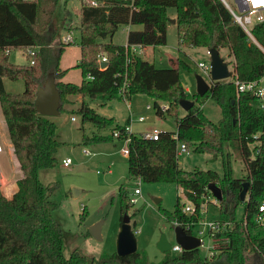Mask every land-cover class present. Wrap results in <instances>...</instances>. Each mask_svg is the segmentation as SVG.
Here are the masks:
<instances>
[{"label": "trees", "instance_id": "trees-1", "mask_svg": "<svg viewBox=\"0 0 264 264\" xmlns=\"http://www.w3.org/2000/svg\"><path fill=\"white\" fill-rule=\"evenodd\" d=\"M61 0H0V111L13 148L21 175L16 179L18 191L7 198L0 184V264H250L247 252L264 255V230L255 223L259 208L264 203V107L251 93L237 98L231 80L211 83V89L200 97H189L181 81V72L199 73L198 65L188 58L172 59L173 68L158 69L143 54L133 52L132 46L145 49L167 44V27L171 20L169 9L177 10L176 25L179 46L182 48L216 49L223 56L227 51L233 71L242 82L259 80L264 76V22L256 25L252 41L235 22L222 0H94L97 7L80 0L81 70L79 84L64 82L68 73L60 67L65 44L57 40L54 19ZM122 26H137L130 30L127 45H115L102 40L110 38ZM13 49H22L34 64L17 65L10 61ZM29 50L35 55L31 57ZM105 56L108 66L100 68V57ZM53 74L61 95L60 114L70 96L99 101L102 105L121 100L120 90L128 83L126 96L148 95L154 100L156 114L175 117L176 132L161 131L158 140L137 136L125 131L114 118L105 117L83 102L73 113L82 116L84 123H92L98 130L109 128L110 134L94 133L84 136L85 145L127 140L129 149L128 176L144 183H172L184 192L187 201L196 207L189 215L181 208L177 197L174 212L162 214L174 225L185 227L198 222L200 207L205 203L211 184L221 188L219 219L237 222L228 228L230 238L223 253L211 259L203 258L200 250L185 251L178 257L166 254L159 263L149 262L140 251L121 257L114 252L100 259L89 258L79 250L70 257L64 253V231L54 218L58 204L51 200L57 185L46 186L40 173L55 168L61 142L58 127L49 116L40 114L35 106L37 90ZM91 76L92 79H88ZM22 79V93L8 92L4 79ZM205 97L221 108L222 118L215 123L203 112ZM188 99L195 105L180 116V101ZM161 103V104H160ZM162 104L167 105L165 111ZM59 114V115H60ZM120 136L114 137L113 132ZM185 144L188 150L207 153L222 161L223 173L214 170L187 171L179 165L178 149ZM255 144L251 149V145ZM237 147L246 163L248 175L237 179L232 174L231 152ZM248 183L245 201L241 200L243 184ZM13 183L4 184L14 188ZM14 190V189H12ZM11 190V192H12ZM10 192V191H9ZM129 190L119 189L120 224L126 217L133 219L139 212H131ZM234 205V208L232 207ZM243 205L242 217L247 227L238 223L236 207ZM129 221V223H130ZM190 232H192L190 230Z\"/></svg>", "mask_w": 264, "mask_h": 264}, {"label": "rangeland", "instance_id": "rangeland-1", "mask_svg": "<svg viewBox=\"0 0 264 264\" xmlns=\"http://www.w3.org/2000/svg\"><path fill=\"white\" fill-rule=\"evenodd\" d=\"M225 1L231 9L238 11L235 0ZM81 7L82 2L80 0H61L54 19V26L58 33L57 40L59 41L60 38L69 33H72L74 39V43L65 46L60 67L68 70L63 81L75 84L82 81L81 70L77 67L81 59L80 33L77 30L81 20ZM168 12L171 20L176 18L177 10L175 8H170ZM129 31L127 26H122L112 39L107 38L102 41L112 42L115 45H125L128 42ZM206 50L204 48H181L177 25L170 21L167 27V44L147 48L143 52V56L147 61L154 63L158 69H171L173 68L172 59L181 55L195 65L210 64L211 58ZM223 56L230 70L233 71L228 52L224 51ZM9 57L10 61L17 65L30 64L31 60L28 61V56L22 49H13ZM198 71V74L211 84L210 79L199 67ZM230 79L231 77L227 80ZM181 81L189 97L197 93L196 73L182 71ZM4 85L6 90L11 93H22L25 90L22 79L10 80L5 78ZM73 99L80 100L77 96L69 97V100ZM86 100L97 113L108 118H114L121 125L127 124V119L130 116L129 125L132 128V133L137 136L152 132L155 129L169 132L177 131L175 117L170 115L159 117L156 114L154 100L148 95H134L127 103L121 99L122 101L116 100L107 106L99 105V101ZM202 102L201 107L204 114L213 122H219L222 118L219 105L208 97H205ZM147 105L151 106V110H147ZM71 110L72 106L65 104L60 115L50 117L57 124L58 139L61 142V147L56 155L58 164L55 168L40 173V179L44 185H57L56 189L51 192V200L59 206L54 212V218L61 224L64 231L65 256L70 257L72 252L77 249L83 255L98 260L105 254L116 252L121 229L119 189L121 186L127 187L130 197H133V191L139 183L142 193L138 196V202L133 204L130 210L131 212L139 210L138 214L130 221L135 232L138 251L144 254L149 262L153 263L161 262L166 254L172 257L180 256V252H161L158 243L162 236H166L171 245L176 244L175 226L162 214V210L174 212L178 196L181 198V208L184 209V205L188 203L184 192L172 183H144L140 179L130 180L128 158L124 155L127 140L85 145L83 136H92L94 133L110 134L111 130L107 128L100 131L92 123H84L82 116L73 113ZM183 113L185 111L181 108L179 115L181 116ZM140 116L144 117L145 121L139 122ZM72 117L76 121H73ZM0 124L3 123L0 121ZM2 129L1 125L0 182L4 186L6 182L12 184L21 175V172L15 156L7 144L8 142L5 143L6 138L7 140L9 138L7 133L5 134L7 131ZM254 146L255 144L251 145V149ZM227 150L231 152L233 176L237 179L246 178L248 171L240 150L237 147L227 148ZM85 151L91 153L88 155ZM66 158L72 160V164L68 168L63 165V160ZM179 165L187 171L199 169L223 173L220 158L214 159L210 154L197 153L194 150L181 154ZM218 205L208 204V219L218 218L220 211V205ZM232 207L234 208L233 204ZM235 211L236 218L242 219L243 205H238ZM96 224H100L101 239H96L90 233V229ZM200 252L204 256V252L202 250ZM246 254L250 264H264V255L259 256L251 252Z\"/></svg>", "mask_w": 264, "mask_h": 264}, {"label": "built area", "instance_id": "built-area-1", "mask_svg": "<svg viewBox=\"0 0 264 264\" xmlns=\"http://www.w3.org/2000/svg\"><path fill=\"white\" fill-rule=\"evenodd\" d=\"M25 1H32V0H25ZM133 1L134 0H131V2ZM235 1L238 6L237 12L231 9L225 0H222L224 5L227 7L229 12L233 16L235 22L238 23L244 29V31L247 33V35L252 41L257 43L253 37L252 30L256 25L264 22V0H235ZM86 2L87 4L94 6V7H97L99 5V3L94 0H87ZM61 42L65 45L74 43L72 33H69L67 36H63L61 38ZM132 50L133 52H136L138 54H143L145 48L142 47L141 45H136V46H132ZM261 50L264 53V48H261ZM28 54L31 57H33L35 55V52L33 50H29ZM101 63L108 64V60L105 56L100 57V68H101ZM30 64L31 65L34 64L33 59L30 60ZM198 67L202 70L204 74L207 75V77L210 79V82H211L210 64L205 65L201 63L198 65ZM101 69H104V68H101ZM88 79H92V77L89 76ZM230 80L235 85L237 98H239L240 95L243 93H251L259 99L261 107H264V76L260 78L259 80L242 82L238 78L237 74H235L234 71H231ZM127 87H128V83L124 82L120 90L121 99L125 101L126 103L128 101L127 96H126ZM161 106H162L163 111L167 109V105H161ZM147 110H151V106H147ZM72 120L74 121L75 118H72ZM143 121H145V118L140 116L139 122H143ZM125 131L128 133H131L130 128L128 126L126 127ZM160 132L161 131L155 129L152 132L146 133L142 136L146 138L158 140L160 136ZM113 136L119 137L120 132L114 131ZM127 142H129V139H127ZM1 151H2V148L0 145V152ZM188 151L189 150L187 149L186 145L181 144L178 149V154L180 156L181 154L187 153ZM85 153L89 155L91 152L85 151ZM124 155L126 156L129 155V149L127 146L124 150ZM71 164H72V160L70 158H66L63 160L64 167L68 168L71 166ZM140 186L141 184L139 183L138 187H136L133 191V197L131 198L132 204H136L139 200L138 196H140L142 193ZM210 203L218 205L219 201L215 199L213 195L207 196L205 199V203L202 204L200 207L201 216L198 222L186 225L185 227L182 226L187 231V233L199 239L200 246L198 250H202L204 252L203 258H206V259H211L223 253V251L226 248L227 243L230 241V238L226 235V231H228V228L233 227L237 223L234 221L223 222L219 219V217L217 219H208L207 218V215H208L207 206ZM196 210H197L196 207L191 202L188 201V203L184 205L183 212L189 215H193L196 213ZM237 221L239 224H241L244 227H247L248 225L246 218H243V220L240 219ZM255 223L260 229L264 230V203L259 208V214L256 215L255 217ZM174 226H180V225L176 223L174 224ZM190 230L192 232H190ZM171 251L180 252L181 254L184 253V249L177 243L175 245H172Z\"/></svg>", "mask_w": 264, "mask_h": 264}, {"label": "water", "instance_id": "water-1", "mask_svg": "<svg viewBox=\"0 0 264 264\" xmlns=\"http://www.w3.org/2000/svg\"><path fill=\"white\" fill-rule=\"evenodd\" d=\"M172 23H176L175 19L170 20ZM210 61V77L211 82L224 81L231 77V70L228 63L221 56L220 52L216 49H210L208 51ZM107 63H101V68L107 67ZM197 81V94L203 97L210 89L211 84L207 82L202 75H196ZM195 105L194 101L188 99H182L180 101V107L188 112ZM35 106L37 111L44 116H58L60 114L61 95L56 86V80L53 74H50L45 81L44 85L37 90ZM248 183L243 184V190L241 192V200L245 201L248 193ZM213 197L221 202L224 198V194L220 187L215 184H211L208 187ZM129 218L126 217L124 223L121 225V229L117 240V254L121 257L130 256L138 251L137 240L135 238V232L129 223ZM90 233L96 238L100 237V224L94 225L90 229ZM175 240L185 251L197 250L200 246V241L197 237L190 235L182 226H175L174 228ZM158 248L161 252L166 253L171 251L172 245L168 241L166 236H162L158 243Z\"/></svg>", "mask_w": 264, "mask_h": 264}, {"label": "crops", "instance_id": "crops-1", "mask_svg": "<svg viewBox=\"0 0 264 264\" xmlns=\"http://www.w3.org/2000/svg\"><path fill=\"white\" fill-rule=\"evenodd\" d=\"M128 28H129V30H133V29H140V27H137V26H127ZM127 45V43L125 44V46ZM147 49H145L144 50V52L146 51ZM206 50V49H205ZM206 52H207V54H208V51L206 50ZM66 77V76H65ZM78 97V99H80V100H77V99H73V100H70L71 101V103L69 104V106L71 107L72 106V110L71 111H75V110H77L81 105H82V103L85 101V102H87V100L85 99H83L81 96H77ZM74 98V97H73ZM120 101H122V100H120ZM129 101V100H128ZM87 103H89V102H87ZM110 105V104H112V102H110V103H107V104H104V105H102V103L100 102V104L99 105H101V106H107V105ZM147 106H150V105H147ZM76 108V109H75ZM185 115V113H183L181 116H184ZM72 118H74V117H72ZM110 118V117H109ZM130 116H129V120H130ZM128 119H127V122H128ZM0 121H1V123H3V124H0V126L2 125V127H3V131H5L6 130V127H5V124H4V120H3V116H2V114H1V111H0ZM74 121H76V119L74 120ZM129 124H130V121H129ZM128 124V127L130 128V132L132 133V128H131V126ZM177 125V124H176ZM5 129V130H4ZM83 129H84V127H83ZM7 132H5V134H6ZM148 133V132H147ZM150 133V132H149ZM133 134V133H132ZM8 135V134H7ZM143 135V134H142ZM141 135V136H142ZM84 137V136H83ZM6 138V137H5ZM6 142H8L7 144L9 145V147H10V150L13 152V148H12V145H11V143H10V140H9V138H8V140H7V138H6V140H5V143ZM6 145V144H5ZM0 153H2V151L0 152ZM13 155H14V152L12 153ZM16 180H14L13 181V187L14 188H9V187H6L5 189L7 190V192H4V186H3V184H2V182H0L1 184H2V192H3V194L7 197V198H11L12 196H13V194L14 193H16L17 191H18V186H17V184L16 183H14ZM12 189H14V190H12ZM11 190H12V192H11ZM10 191V192H9ZM158 202H160V200H158ZM134 231V230H133Z\"/></svg>", "mask_w": 264, "mask_h": 264}]
</instances>
